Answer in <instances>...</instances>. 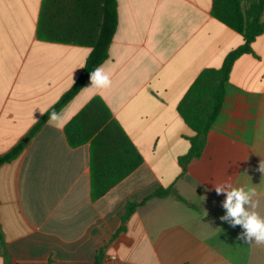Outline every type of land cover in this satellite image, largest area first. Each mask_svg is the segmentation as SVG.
<instances>
[{"label":"crops","instance_id":"1","mask_svg":"<svg viewBox=\"0 0 264 264\" xmlns=\"http://www.w3.org/2000/svg\"><path fill=\"white\" fill-rule=\"evenodd\" d=\"M43 1L0 0V156L27 138L33 116L40 120L39 111L71 89L92 52L38 38ZM116 1L118 27L103 63L111 87L81 90L61 110V126L46 122L0 167V264H97L100 253L116 255V264H264V246L244 244L242 229L220 220L224 196L213 187L249 183L247 169L264 215V177L255 171L264 159V33L253 43L255 55L235 62L204 152L183 172L179 158L194 132L178 106L201 72L221 68L243 36L213 16L214 0ZM95 97L143 157L98 200L91 143L72 147L65 134ZM171 187L187 202L173 194L151 198ZM129 202L140 206L113 239Z\"/></svg>","mask_w":264,"mask_h":264},{"label":"trees","instance_id":"2","mask_svg":"<svg viewBox=\"0 0 264 264\" xmlns=\"http://www.w3.org/2000/svg\"><path fill=\"white\" fill-rule=\"evenodd\" d=\"M243 0H214L213 16L230 29L243 36L244 44L232 51L221 68L205 69L190 87L178 106V112L192 129L189 152L179 158L183 172L194 160L199 159L207 144L208 134L219 116L225 101V85L235 62L244 55H255L253 43L264 33V0H249L243 9ZM118 27L116 0H44L38 26L42 41L75 44L92 48L79 79L53 109L60 112L86 85L89 73L109 57V48ZM47 112L28 133L34 138L47 122ZM67 140L72 147L91 143L92 198L98 200L113 187L132 174L142 163L143 157L133 145L119 123L100 97L93 98L65 127ZM27 147L21 141L9 152L0 156V167L17 159ZM175 195L187 201L174 187L157 190L151 198ZM140 206L129 202L122 218V225L113 239L126 232V223ZM0 240H2L0 226ZM103 254L97 257L102 263Z\"/></svg>","mask_w":264,"mask_h":264},{"label":"clouds","instance_id":"3","mask_svg":"<svg viewBox=\"0 0 264 264\" xmlns=\"http://www.w3.org/2000/svg\"><path fill=\"white\" fill-rule=\"evenodd\" d=\"M81 68H84V66ZM89 80V86L82 88V90H105L110 88L112 84L103 64L90 71ZM73 83H75L74 79ZM39 112L41 116L46 114L45 111ZM47 116L49 125L59 127L64 122L63 111L57 112L53 109L47 112ZM33 122L38 123L39 119L33 116ZM255 171H258L264 177V159L259 161ZM242 175L249 178V183L242 184L239 187L229 182L213 185L215 193L224 196L222 208L225 210V214L220 217V220L227 222L233 228L239 226L242 231L237 238L243 241L244 244L264 246V215H261L259 211L261 201L257 198L253 199L258 194L256 187L251 183L248 170L245 169ZM112 259L115 261L116 256H113Z\"/></svg>","mask_w":264,"mask_h":264},{"label":"built area","instance_id":"4","mask_svg":"<svg viewBox=\"0 0 264 264\" xmlns=\"http://www.w3.org/2000/svg\"><path fill=\"white\" fill-rule=\"evenodd\" d=\"M113 256H116V255H105L103 257L102 263L103 264H116L118 261V257L116 256L115 261H113V259H112Z\"/></svg>","mask_w":264,"mask_h":264},{"label":"water","instance_id":"5","mask_svg":"<svg viewBox=\"0 0 264 264\" xmlns=\"http://www.w3.org/2000/svg\"><path fill=\"white\" fill-rule=\"evenodd\" d=\"M28 140H29V138H25L23 141H24V142H28Z\"/></svg>","mask_w":264,"mask_h":264}]
</instances>
